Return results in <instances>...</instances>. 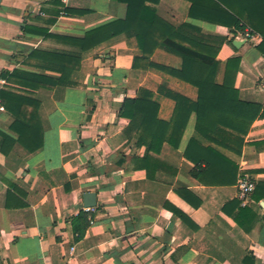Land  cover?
Wrapping results in <instances>:
<instances>
[{"label":"crops","instance_id":"0c3cea01","mask_svg":"<svg viewBox=\"0 0 264 264\" xmlns=\"http://www.w3.org/2000/svg\"><path fill=\"white\" fill-rule=\"evenodd\" d=\"M147 5L175 27L188 24L190 35L221 45L217 58L194 53L219 62L217 83L224 81L228 59L240 56L235 80L240 99L261 105L264 112L260 34L245 41L240 29L191 18L188 0ZM127 14L128 4L117 0H0V91L40 102L33 139L43 140L34 152L24 147L16 119L0 98V264H264V116L247 135L217 131L216 138L231 148L225 149L199 132L193 113L180 149L165 144L160 154L151 152L148 173L138 160L146 148L128 130L130 122L118 116L124 100L149 89L160 104L159 118L170 121L176 106L170 94L195 101L198 89L160 70H144L142 62L135 67L143 53L133 36L122 34L86 52L60 39L83 37ZM64 55L71 59L64 61ZM151 60L182 66L180 57L163 48ZM16 69L53 79L65 72L66 80L30 92L2 77ZM193 140L198 144L185 158ZM206 147L231 163L219 157L201 182L193 170L199 169L196 163L206 156ZM202 166L206 168L204 162ZM241 173L261 186L247 206L254 216L241 219L249 232L236 221L240 211L231 204L238 199ZM181 188L190 191L189 200L176 192ZM87 192L97 193L95 223L76 241L73 219L84 209ZM166 203L185 213L190 223L165 208Z\"/></svg>","mask_w":264,"mask_h":264},{"label":"trees","instance_id":"16d2710c","mask_svg":"<svg viewBox=\"0 0 264 264\" xmlns=\"http://www.w3.org/2000/svg\"><path fill=\"white\" fill-rule=\"evenodd\" d=\"M128 4V14L125 19L111 20L88 30L83 37H62L60 39L74 43L86 52L101 44L112 40L122 34L133 36L138 42V47L143 56L137 58L135 67L139 62L144 63V70L150 68L160 70L175 79L189 83L198 89V98L194 101L179 93H171L170 97L175 101L176 106L170 121L159 118L160 104L155 100V93L149 89H142L136 98H126L119 112V118L130 122L128 130L134 131L135 139L139 147L146 148V155L142 159L141 168L151 172L150 153L160 154L164 145L169 144L175 149H180L181 142L187 128V120L193 113L196 114L199 132L217 146L231 149L227 143L216 138L217 131L234 130L239 135H247L251 126L257 118L264 116L263 108L259 104L246 103L240 99L239 90L235 87L236 76L239 72L241 57H232L226 63V70L223 83L216 82L219 62H206L195 54L217 58L221 45H214L206 40L190 35L185 27H175L163 20L153 7L147 2H159L160 0H117ZM191 3L190 17L219 24L225 27L243 30L241 23L245 22L260 34L263 38L258 50L264 56V0H188ZM69 12V11H68ZM159 48L175 54L182 59L181 68L169 67L155 63L151 57ZM76 57V56H75ZM64 61L71 59L67 55ZM79 63L81 56L78 57ZM70 71V69H69ZM2 77L10 83L17 82L22 87L33 92L40 87L55 86L64 83L65 72L60 79H53L46 76L25 72L16 69L13 73L4 72ZM61 83H58L57 81ZM30 94V93H27ZM0 98L2 105L16 119L19 142L31 152L42 147L43 140L36 143L34 133L39 123L40 102L32 96L22 95L10 90H1ZM223 126V127H221ZM16 128V126H14ZM20 127L21 129L19 130ZM198 144L196 140L191 141L184 151V157L190 158L192 147ZM243 141L240 139L238 154L242 152ZM206 156L196 163L198 170H193L194 176L204 182V176L216 168L218 158L222 157L213 147H206ZM231 163L226 157H222ZM137 160V161H138ZM206 168H202V163ZM232 183L237 182V168H235ZM150 175V174H149ZM261 186L256 187L255 198H258L257 191ZM183 199L189 200L190 191L187 188L176 191ZM231 204L237 206L240 216L236 221L246 231L243 220H249L254 216L253 211L248 207H242L239 199ZM196 202L195 206H200ZM165 208L181 218L185 224L190 223L189 217L182 211L174 208L169 203ZM226 206L224 210H226ZM91 214L81 210L73 219L75 240L84 238L89 229Z\"/></svg>","mask_w":264,"mask_h":264},{"label":"built area","instance_id":"2783aa9c","mask_svg":"<svg viewBox=\"0 0 264 264\" xmlns=\"http://www.w3.org/2000/svg\"><path fill=\"white\" fill-rule=\"evenodd\" d=\"M241 26L243 28V38L245 41H252L254 36L257 34L251 26H249L247 23L242 22ZM257 184L254 180H252L251 177L240 174L239 180H238V199L241 203L242 207H247L250 205V203L253 200V195L256 190ZM86 213L91 214L89 217L90 225H93L95 223V218L93 214L96 212V207H84L83 209ZM67 264H75L69 261Z\"/></svg>","mask_w":264,"mask_h":264},{"label":"water","instance_id":"95a60500","mask_svg":"<svg viewBox=\"0 0 264 264\" xmlns=\"http://www.w3.org/2000/svg\"><path fill=\"white\" fill-rule=\"evenodd\" d=\"M235 45L239 47L241 42H236ZM84 206L85 207H96L97 206V193L87 192L84 194Z\"/></svg>","mask_w":264,"mask_h":264}]
</instances>
